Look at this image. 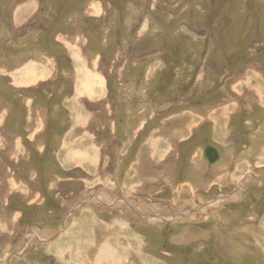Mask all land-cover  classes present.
Listing matches in <instances>:
<instances>
[{
    "label": "rangeland",
    "instance_id": "374dc122",
    "mask_svg": "<svg viewBox=\"0 0 264 264\" xmlns=\"http://www.w3.org/2000/svg\"><path fill=\"white\" fill-rule=\"evenodd\" d=\"M263 73L264 0H0V264H264Z\"/></svg>",
    "mask_w": 264,
    "mask_h": 264
},
{
    "label": "water",
    "instance_id": "95a60500",
    "mask_svg": "<svg viewBox=\"0 0 264 264\" xmlns=\"http://www.w3.org/2000/svg\"><path fill=\"white\" fill-rule=\"evenodd\" d=\"M203 156L208 167L215 165L219 160V153L211 146H206L203 149ZM187 251V250H185Z\"/></svg>",
    "mask_w": 264,
    "mask_h": 264
},
{
    "label": "bare ground",
    "instance_id": "6f19581e",
    "mask_svg": "<svg viewBox=\"0 0 264 264\" xmlns=\"http://www.w3.org/2000/svg\"><path fill=\"white\" fill-rule=\"evenodd\" d=\"M94 7H95V6H94ZM263 74H264V73H263ZM33 76H34V75H33ZM89 85H90V84H86L85 87L87 88ZM90 87H91V86H90ZM90 87H89V88H90ZM87 89H88V88H87ZM88 90H89V89H88ZM87 92H88V91H87ZM104 249H105V248H104ZM105 250H107V249H105Z\"/></svg>",
    "mask_w": 264,
    "mask_h": 264
}]
</instances>
